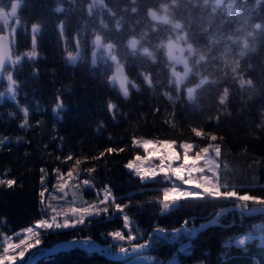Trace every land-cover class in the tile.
I'll list each match as a JSON object with an SVG mask.
<instances>
[{"label":"trees","instance_id":"1","mask_svg":"<svg viewBox=\"0 0 264 264\" xmlns=\"http://www.w3.org/2000/svg\"><path fill=\"white\" fill-rule=\"evenodd\" d=\"M13 6L14 66L0 79V90L7 75L14 86L0 98V181L15 184L0 183V241L76 196L83 223L44 228L34 250L89 240L116 251L127 243L114 231L140 244L157 228L192 229L225 210L192 237L153 235L144 253L161 264H264V214L243 212L264 204V0H0V12ZM178 35L188 49L176 78L168 44ZM96 40L113 55L94 54ZM115 60L124 90L112 82ZM136 138L215 142L217 195L170 204L160 187L124 191L117 173L95 177L114 156L143 154ZM73 176L75 191L51 204L49 192ZM245 235L252 240L237 245ZM124 262L74 247L33 264Z\"/></svg>","mask_w":264,"mask_h":264},{"label":"rangeland","instance_id":"2","mask_svg":"<svg viewBox=\"0 0 264 264\" xmlns=\"http://www.w3.org/2000/svg\"><path fill=\"white\" fill-rule=\"evenodd\" d=\"M13 7L6 13L0 12V25L3 27V32L9 36H12L16 24ZM99 47L104 50L105 54L109 56L113 55V53L111 54V46L108 44H100V42L98 43V47L94 49V54L100 52ZM187 49L188 46L184 43L182 35H178L175 40H171L168 44V56L172 64V73L176 78L182 77L186 71L184 58ZM113 67L114 74L112 82L118 83L120 79L122 89L124 90L126 79L122 66L115 60ZM5 80L6 83L0 90V98L2 96H13L14 93V86L8 75L5 77ZM133 145L141 147L143 154L114 156L104 167L94 172L95 177L117 173L124 191L138 187H160L163 189L165 201L170 204H176V202L185 198L217 195L214 181L217 165V144L212 140L206 145L198 147L192 142H184L176 145L174 142L168 140L136 138L133 141ZM172 179L179 181L184 187L174 186L175 183ZM73 180H75L74 176L67 177L65 179L66 186L60 185L55 191L51 190L52 192H49L51 204L56 202V199H58L57 195L62 193L66 195L68 193L72 194L75 191L76 182L74 184ZM82 202L81 198L75 196V200L70 201L63 208H59V206L50 208L48 210L49 218L47 220H40L32 227H29L33 229L31 233L27 232L26 229L14 236V238L2 237L0 241V264H16L23 260L27 253L34 250L37 246L36 235L44 229L40 227L42 221L52 223V218L55 217L56 223H64L67 220L70 225L74 222H77L76 226L81 225L78 222L84 217L81 208ZM239 203L242 206L247 204L243 200L239 201ZM73 209L76 211L73 212ZM125 226L127 229L128 223ZM131 239L132 236L129 235L123 241L127 243L126 245H130L128 242ZM21 240H24L26 245H30V247L20 244ZM239 240H243L245 243L246 241H251L252 236L245 235L236 239L235 242L237 245ZM9 245H19V247L9 248ZM122 247L124 245L120 244L119 248ZM5 249L8 250L5 251ZM21 251H24L23 257L19 255ZM112 251V249L106 248L107 253ZM123 261H125L124 264H161L149 253L134 255Z\"/></svg>","mask_w":264,"mask_h":264},{"label":"water","instance_id":"3","mask_svg":"<svg viewBox=\"0 0 264 264\" xmlns=\"http://www.w3.org/2000/svg\"><path fill=\"white\" fill-rule=\"evenodd\" d=\"M95 44L96 45L98 44L97 40L95 41ZM111 59L113 60L114 57H111ZM74 60H75V58H72L71 61H74ZM13 66H14V57L12 54L11 39H10L9 35H7L4 32H1L0 33V79L2 78V74H3L4 69L6 67L12 68ZM118 83L119 84L121 83L120 79H119ZM228 208L236 209L237 211H242V209L240 207H237V206H232V207H228ZM224 211L225 210H220L215 216L211 217L210 219L203 221L198 226H196L192 229L185 228L184 225L179 227L178 229H175V230H166L165 231V230H161V229L157 228V229L152 231V233L150 234V236L146 242H142L140 244L127 245V246H124V247H122V248H120L114 252H110V253L106 252L105 246L99 245L95 241H91L89 244H85L81 240H68V241L57 242L54 245H52L51 247L37 248L35 250H32L33 252L31 251L30 253H28L25 260H27L29 258V256H31L32 253L37 252L38 249H44L45 252L43 255H45V254L56 253V252L61 251V250H68V249H71L74 247H79V248H87V249L94 248L96 251H98L102 255H105L107 258H110L112 260H117V261H120V260L123 261L126 258H129V257H132L134 255H138V254L146 252L150 246L151 237L153 235L158 236L160 238H164L166 240H172L181 233L188 234L189 237H192L197 231H200L209 225H213L215 223L217 216L219 214L223 213ZM243 212L245 214H250V215L264 214V204H253L250 207L246 208ZM166 234L170 235L169 239H167ZM73 241H76L77 243H72ZM143 247H145V248H143ZM141 248H143V249H141ZM121 249H124V251L122 252ZM40 256H42V255H36L33 263ZM22 264H24V262Z\"/></svg>","mask_w":264,"mask_h":264},{"label":"snow or ice","instance_id":"4","mask_svg":"<svg viewBox=\"0 0 264 264\" xmlns=\"http://www.w3.org/2000/svg\"><path fill=\"white\" fill-rule=\"evenodd\" d=\"M2 102H3V101L0 100V103H2ZM26 124H27V121H23V123H22L21 125H19V127L24 128ZM77 163H79V161H77ZM69 176H71V173H69ZM0 183H6L8 186H12V185L15 184V181L9 179V180H7V181H0ZM84 183H85V184H88V182H87L86 180L84 181ZM103 195L106 197V193H104ZM40 196H41V197L44 196V192H43V191L40 192ZM105 200H107V198H105ZM165 207L167 208V204H165ZM116 208L119 209V208H120V205H116ZM72 211L75 212L76 210L73 209ZM104 211L106 212L107 209H105ZM52 219H53V222H52V223H48L47 221H42V222L40 223V227H42V228H47V229H53V228H55V229H62V228H68V227H70V226H71V227H75V226H76V223H77V222H74V223H72V224L70 225L69 222H68L67 220H66L64 223H56V222H55V217H53ZM78 223H81V224H82V223H83V218H82ZM32 231H33L32 228H28V229H27V232H29V233H31ZM111 235H112L113 237H116V238L120 239V240H124V239H125V237L122 235L121 232H116V231H114V232L111 233ZM36 243L39 244V240H37ZM72 243H77V242H76V241H73ZM83 243L88 244V243H90V242H88V241H84ZM237 243L240 244V245H243V244H244V241H243V240H239ZM20 244H22V245H26V242H25L24 240H21V241H20ZM12 247H19V245H9V248H12ZM26 247H30V245H26ZM145 247H146V246H145ZM145 247H143V248H145ZM143 248H141V249H143ZM7 250H8V249H5V251H7ZM49 251H50V250H49ZM121 251L123 252L124 249H121ZM44 252H45L44 249H38L37 252L32 253L31 256H29V258H28L27 260L24 261V264H33V261H34L35 256H36V255H43ZM19 255H20L21 257H23V256H24V251H21V252L19 253Z\"/></svg>","mask_w":264,"mask_h":264},{"label":"clouds","instance_id":"5","mask_svg":"<svg viewBox=\"0 0 264 264\" xmlns=\"http://www.w3.org/2000/svg\"><path fill=\"white\" fill-rule=\"evenodd\" d=\"M0 11H2V10H0ZM15 12V7H13V13Z\"/></svg>","mask_w":264,"mask_h":264}]
</instances>
